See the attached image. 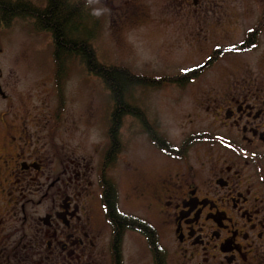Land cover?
<instances>
[{
	"label": "flooded vegetation",
	"instance_id": "obj_1",
	"mask_svg": "<svg viewBox=\"0 0 264 264\" xmlns=\"http://www.w3.org/2000/svg\"><path fill=\"white\" fill-rule=\"evenodd\" d=\"M104 2L117 11L113 28L162 33L161 52L174 70L162 86L197 83L187 126H205L172 145L157 119H136L167 164L135 187L134 199L144 200L137 217L149 223L157 215L177 264H264V0ZM140 40L151 56L155 49ZM11 77L0 71V264L121 263L124 236L139 232L126 230L118 244L108 220L116 146L107 136L101 148L53 146L52 118L15 95ZM116 200L122 212L118 191Z\"/></svg>",
	"mask_w": 264,
	"mask_h": 264
},
{
	"label": "rangeland",
	"instance_id": "obj_2",
	"mask_svg": "<svg viewBox=\"0 0 264 264\" xmlns=\"http://www.w3.org/2000/svg\"><path fill=\"white\" fill-rule=\"evenodd\" d=\"M21 1L37 8L46 5V0ZM67 1L83 3V26L90 34V44L100 63L125 67L141 76L158 78L172 75L174 70L161 52L164 37L160 31L148 30L143 34L136 28L131 31L113 28L112 23L119 21L110 19H116L117 11H111L104 0ZM139 36L155 49L151 56L140 51L142 42ZM52 53L50 32L37 30L32 19L13 18L6 27L0 23V71L6 79L9 72H13L14 77L9 81L16 89L14 94L29 108L35 107L34 113L40 112L41 116L52 118L53 126L47 127L49 143L55 147L60 144L78 145L82 150L92 146L104 147L112 107L108 91L99 79L86 72L77 58L68 60L63 74L58 76ZM179 60L194 61L197 57L193 55ZM198 91L195 82L184 88L169 85L137 87L132 92L131 104L146 117L157 119L165 140L177 145L187 135H200L205 128L201 123L187 126V115L196 109ZM138 128L135 118L126 116L122 119L118 130L120 151L110 170V177L119 193L120 209L135 217L142 216L136 209L144 201L134 199L135 187L153 182L167 166L158 151L147 144ZM148 220L158 228V245L164 263L177 264L171 242L163 239L157 215L151 213ZM136 234L128 231L124 236L121 264H152V253L146 246L144 235Z\"/></svg>",
	"mask_w": 264,
	"mask_h": 264
},
{
	"label": "trees",
	"instance_id": "obj_3",
	"mask_svg": "<svg viewBox=\"0 0 264 264\" xmlns=\"http://www.w3.org/2000/svg\"><path fill=\"white\" fill-rule=\"evenodd\" d=\"M83 12V3L80 1L46 0L45 7L37 8L21 0H0V23L3 26H8L13 18H29L34 21L37 30L50 32L53 39L52 55L55 72L58 76L63 74L68 60L77 58L89 75L101 81L110 95L112 104L106 136L111 147L116 146L112 152L111 160H113L120 151L118 130L122 119L131 116L140 122L144 121V113L131 104L133 90L137 87L157 88L164 83L171 82L172 78L169 76L155 78L136 75L125 67L100 63L90 44V34L83 26ZM57 116L58 114L55 118H58ZM156 140L167 143L160 134H156ZM170 153L182 154L175 148H171ZM107 163L110 164V161ZM107 187L109 188L107 216L116 240H118L117 243L120 244L126 230L137 231L144 235L153 255L154 264H164L155 230L148 222L121 212L117 206L115 185L107 182ZM118 264H121L120 259Z\"/></svg>",
	"mask_w": 264,
	"mask_h": 264
}]
</instances>
